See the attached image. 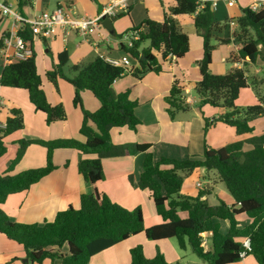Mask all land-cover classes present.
I'll return each instance as SVG.
<instances>
[{
  "label": "trees",
  "instance_id": "obj_1",
  "mask_svg": "<svg viewBox=\"0 0 264 264\" xmlns=\"http://www.w3.org/2000/svg\"><path fill=\"white\" fill-rule=\"evenodd\" d=\"M30 2L18 0L21 13ZM130 10L121 15H127ZM185 15H194V26L203 39V57L198 62L200 80L195 87L196 105L200 110L210 105L223 111L218 118L205 117L204 132L223 122L235 128L238 136L249 137L221 148L210 147L205 141L201 156L156 159L151 144L118 145L113 142L112 129L128 127L135 131L141 123L136 115L138 103L130 98L131 90L118 94L113 85L128 73L141 79L149 72H162L160 60L164 62L170 56H174L176 61L184 58L190 51V38L180 28L176 18ZM2 21L0 16V24ZM234 21L237 29L231 36L223 38L221 34L229 21H217L210 2L200 7L199 0H175L165 13L163 22L147 18L126 31L140 34V39L132 46L120 44L123 53L137 61V66L131 71L108 63L100 55L89 63L70 66L68 52L58 54L57 63L46 75L53 84L63 79L75 88L73 102L83 111L80 133L85 141L74 138L18 141L16 157L0 174V233L22 245L26 256L38 264L54 259L60 260L61 264H89L93 256L141 233L154 242L176 238L181 249L189 246L208 264H234L249 256L254 257L258 264H264V134H255L252 125L253 121L264 116V100L258 97L254 104L247 106L237 103L242 91L250 87V81L252 85L264 83V78L259 80L246 69L259 60L264 63V7L259 11L244 8ZM19 34L33 48L34 37L29 27L23 26ZM122 36L116 35L119 38ZM213 41L217 43L213 44ZM146 43H149L147 47ZM229 44L238 45L239 49L231 53L228 62L241 67H233L225 74H213L214 51ZM5 87L27 91L36 110L46 116L48 125L66 120L64 106H52L48 102L35 53L27 60L14 61L3 68L0 88ZM186 89L182 80L175 78L165 97L171 120L191 108ZM85 90L100 102L98 111L89 112L83 108L80 93ZM24 126L23 111L20 108L11 109L5 125H0V158L8 152L5 139L23 130ZM34 144L46 149L45 166L12 174L28 147ZM246 144L250 150L245 149ZM57 149H76L81 153L78 171L91 184L92 192L81 195L79 209L70 206L58 212L54 221L28 224L11 220L2 206L9 196L29 190L57 168L54 163ZM138 153L144 154V161L137 186L150 192L156 211L163 220L161 224L149 228L145 227L141 207L126 209L98 188L105 178L104 159ZM198 169L216 171L235 204L228 205L221 199L216 205L210 204L206 197L212 191L207 188L200 190L196 197L182 195L185 177ZM181 213H185L186 217H182ZM242 215L252 222L240 228L239 218ZM222 220L230 223L226 234L221 231ZM205 233L211 234L210 250L203 246ZM65 246L68 247L66 255L59 251ZM130 255V264H170L159 249L152 259L145 257L140 245L133 247Z\"/></svg>",
  "mask_w": 264,
  "mask_h": 264
},
{
  "label": "crops",
  "instance_id": "obj_2",
  "mask_svg": "<svg viewBox=\"0 0 264 264\" xmlns=\"http://www.w3.org/2000/svg\"><path fill=\"white\" fill-rule=\"evenodd\" d=\"M106 1L107 0H56L55 5L50 9L48 7L50 3H53L52 0H31V2L24 7L22 14L25 17H30L35 13L46 10L51 11L60 4H64L75 7L79 14L95 17L99 14ZM212 1L216 2V5L213 7L216 20L221 23L229 21V25L221 34V37L227 38L237 29V24L234 19L239 17L242 9L249 7L253 0H235L232 6H229L225 0ZM6 2L13 4L19 10L18 0H6ZM174 3L175 0H135L130 6V12L114 22L116 33L119 31L125 34L132 25H139L147 18L163 22L165 13ZM193 17L194 15H185L176 18L180 28L188 33L190 38V51L184 58L176 61V59L168 57L166 61H162V72L160 73L149 72L141 79L128 73L114 82L113 88L118 94L128 89L131 90L130 98L138 103L136 115L141 121L135 131L128 127H117L112 129V139L115 144H151V151L156 159L161 157L186 159L203 154L206 135H208H205L204 132L205 117H212L216 112L212 110L204 111L205 106L202 110L199 108L196 109L195 106L198 101L197 96L187 97L186 95L187 102L191 105V108L187 112L181 113L191 114L190 116L192 117L191 121H183L180 128H178L168 120V106L165 101V97L169 94L175 78L181 79L187 87L186 94L191 93L192 87L195 90L196 84L200 80L198 62L203 57V39L194 26ZM12 25L13 19L11 17L5 18L2 21L0 24V39L12 28ZM113 37L114 36H111L104 28L101 31L94 30L87 39L77 33H71L67 36L64 31L59 28L56 32V36L52 39H34L33 50L36 57L37 69L42 78L43 88L46 92L48 102L52 106L62 104L67 112V118L66 120L57 121L48 125L46 123V116L42 112L36 110L30 101L27 91L15 88H0V95L4 99V105L0 111V125H5L6 119L13 108H20L23 111L25 123L23 130L5 139L8 152L0 158V174L7 170L11 161L16 157L19 149L18 141L21 139L55 140L74 138L85 141V137L80 133L84 118L83 111L81 107L75 106L73 102L75 88L63 79H59L57 84H53L47 80L46 74L47 71L51 70L57 63L58 54L63 51H67L69 54L70 66L89 63L99 55L113 58L123 57L125 54L120 48L122 41L116 37L113 39ZM238 49L239 46L235 44L224 45L222 49L223 62L226 64L227 71L233 67H241L240 64L233 66L228 62L231 53L238 51ZM261 64L264 63L259 60L256 65L260 66ZM212 66L213 63L211 68ZM4 67L5 63L3 59L0 58V75ZM250 75L253 76L251 73ZM255 77L261 80L260 77ZM256 86L257 85L254 87L250 86L242 91L237 102L238 105H251L258 100V97L261 98L256 91H258L259 94L262 93L264 83H259L258 86ZM249 90H253L257 94V96L255 95L253 97L252 102L244 100L248 92H251ZM253 91L251 94H253ZM80 96L85 110L89 112H96L99 110L100 102L91 92L86 90L81 91ZM205 108L207 109V107ZM5 110H7V113L5 117L1 119L2 111L5 112ZM177 116H179V114ZM217 124L219 126L223 125L222 128L219 129ZM217 124L214 125L216 126L215 131H221L224 135L228 134L230 140L229 142H222V140H220L221 142H219V144H214V146H212L213 148H221L238 139L249 137L238 136L235 128L225 123L218 122ZM245 149L250 150V146L245 147ZM80 157L81 153L76 149H57L54 152V163L57 168L38 183L32 185L29 190L9 196L2 206V209L8 214L11 220L28 224H41L45 221H54L58 212L70 206L79 209L81 195L91 193L93 189L91 184H89L78 171ZM143 161L144 154L142 153L104 159L103 168L105 178L99 183L98 188L100 191L106 193L112 201L122 205L126 209L134 210L141 207L144 214L145 227L149 228L161 224L163 220L156 211L150 192L141 190L137 186L143 170ZM45 164L46 149L40 145L34 144L28 147L24 157L15 167L12 174H17L28 169L44 167ZM206 173L208 178L206 182L203 183L199 178ZM192 177L197 179L196 186L198 192L203 188L212 191V193L206 197L210 204H212L210 197L217 189L221 190V194L218 195V193H216L217 202L221 199L228 205L235 204V200L231 194L229 193L230 195H228L219 187L218 180L213 176L212 171L208 172L206 169H198L191 174V178ZM198 183H201L202 186H198ZM182 191L183 195L196 197V192L188 191L187 187L184 188L182 186ZM146 213L151 216L150 220L146 217ZM181 216L186 217L185 213H181ZM251 222L252 220L246 215H242L239 218V227L243 228ZM220 225L222 233H228L230 223L227 220H222L220 221ZM143 235L144 233L132 236L112 248L93 256L89 264H130V251L133 247L142 245L144 249L146 246L148 250L150 248L148 245L149 243H146L147 241L142 237ZM210 235L209 233L203 235V246L206 250L212 248ZM12 242L14 243L15 241L8 239L5 235L0 233V250L11 248L10 251L13 252L14 246ZM158 242H161V244L159 245ZM158 242L156 244L160 247L168 263L171 264L163 250L166 244L173 250L177 259L175 262L179 261L178 259H180L182 255H180L181 253L177 248L174 249L171 241L163 240ZM15 244L25 251L22 245L17 242ZM157 247L154 251L155 255L158 252ZM188 247L189 246L181 250L186 252ZM189 249L191 250L190 247ZM5 251L1 250L0 254L9 253L8 250ZM148 255L150 256L151 254ZM250 257L252 256L234 264H258L254 257H252L253 259ZM189 263L208 264L206 262L200 263L196 260H190Z\"/></svg>",
  "mask_w": 264,
  "mask_h": 264
},
{
  "label": "built area",
  "instance_id": "obj_3",
  "mask_svg": "<svg viewBox=\"0 0 264 264\" xmlns=\"http://www.w3.org/2000/svg\"><path fill=\"white\" fill-rule=\"evenodd\" d=\"M135 0H107L99 14L95 17L79 14L73 6L60 4L51 11H42L35 13L30 17H25L19 10L6 0H0V16L4 20L11 17L13 19L12 28L2 36V46L0 48V58L3 59L5 66L14 61L27 60L33 56L34 50L30 44L19 33L23 26H28L34 39H52L56 36L60 28L65 35L77 33L87 39L94 30L103 29L102 21L106 17L121 14L128 11L132 2ZM229 6L235 3V0H225ZM210 2L212 7L216 5L215 1L199 0L200 7L204 3ZM264 7V0H253L249 8L253 11H259ZM140 39L139 32H129L123 34L120 38L122 43L132 46L134 41ZM97 46V45H96ZM105 60L117 67H123L131 71L133 65L130 56L125 54L121 58L103 56ZM175 59L174 56H170ZM4 105V99L0 95V108ZM198 186H202L198 183ZM204 238V237H203Z\"/></svg>",
  "mask_w": 264,
  "mask_h": 264
},
{
  "label": "rangeland",
  "instance_id": "obj_4",
  "mask_svg": "<svg viewBox=\"0 0 264 264\" xmlns=\"http://www.w3.org/2000/svg\"><path fill=\"white\" fill-rule=\"evenodd\" d=\"M52 2L53 3H50V6L48 7L50 9L53 8V6L55 5L56 0H52ZM117 34L122 36L124 33L118 31ZM116 38L120 39L119 37H116ZM113 39H114V37H113ZM216 43L217 42L213 41V44H216ZM148 45H149V43H146L145 47H147ZM223 48H224V46L222 45V46L217 47V49L214 51L213 66L211 68V72L213 74H225V73L228 72L227 69H226V64L223 62V51H222ZM130 60H131V63H132L133 66H137V61L136 60H133L131 57H130ZM160 62L162 63L161 60H160ZM246 69L248 70V73H251L253 76H258L261 79L264 78V64H261L260 66H258V65H250V66H247ZM46 78H47L48 81H50L48 79L47 75H46ZM258 84H257V86H258ZM250 86L254 87L255 85H252V83L250 81ZM261 86H263V85H261ZM249 91H251V90H249ZM252 91L248 92V94L244 97L245 101L252 102L253 97L255 95L257 96V94H258V96H260L264 100V89H262V93H260V94H259L258 91H256L257 94H256L255 91H253V94H251ZM186 95H187V97H196V92H195L194 88L192 87L191 88V93H187ZM249 104H251V103H249ZM205 107H207V109ZM205 107H204V111L212 110V111L216 112L215 115H212V117H209L210 119L213 118V117L218 118L223 113L222 109H220V108H212L210 106H205ZM195 108L198 109V106L196 105ZM3 111H2V114H1L2 115L1 119H2V117L4 118L6 113H7V110H5V112H3ZM190 115L191 114L179 113V116H177V118L175 120H171L169 117H168V120L170 121V123L175 124L176 125L175 127L180 128V125H181V123L183 121H187V120L191 121V117L192 116H190ZM252 125L255 128V134H264V116L256 119L255 121H253ZM222 126H219V129L222 128ZM215 127L216 126L211 127L208 130V132H210V133H208V132L205 133V135L208 134V135H206V139L205 140H206V142L208 143V145L210 147L214 146V144H219V142H221L220 140H222V142H229V140H230L228 134L224 135V133H222L221 131H217L216 132L215 131V129H216ZM230 129H233V128H230ZM249 135H251V134H249ZM247 146L248 145L246 144L245 147H247ZM197 156H201V155H197ZM192 157H194V156H192ZM212 174H213V176H215L217 178L219 187L222 190H224L225 193L230 195L228 190L226 189V186L224 185V183H222L219 180V176H218L217 172L216 171H212ZM207 178L208 177H207V173H206L202 177H200L199 180L204 183V182H206ZM196 181H197V179L194 178V177L191 178V175L186 176L185 180H184L183 187L184 188L187 187L188 191H193L194 193L196 192L195 195L197 196L199 192L197 190ZM220 191H221L220 189H217V191L213 192V194L211 195L210 198H211L212 205L218 204V202L216 201V193H218V195H219V194H221ZM181 194L183 195V191L182 190H181ZM146 217L148 218V220H150V218H151V216H149L148 213H146ZM142 237H144V239L147 241L146 243H149L148 245L150 246L149 250H148L147 246L145 247V249L142 247L143 251H144V254H145V257L147 259L154 258L155 257L154 251H155V248L158 246L156 244L157 242H154V241H151V240L147 239L145 234ZM168 241H171V243L174 246V249L177 248L180 251V253H181L180 255H182L181 258L178 259L179 261L175 262V260H177V259H176L175 255H174L173 250L171 249V247L168 244H166V245L164 244L166 246V247L165 246L163 247L164 253L166 254V257L171 262V264H190L189 263L190 260H196V261H199L200 263H205L201 258H199L195 253H193L192 250L189 249V247H188L186 252L182 251L183 249L181 250V248L179 247L178 240L176 238L168 239ZM15 243L16 242L13 243V246H14V251L13 252L10 251L11 248L1 249V250H4V251L8 250L9 253L0 254V264H38V263L32 262L31 259H29L26 256L25 251L22 248H20L19 246H17ZM158 243H159V245L161 244V242H158ZM140 246H142V245H140ZM157 248L160 250L159 246ZM1 250H0V252H1ZM59 251H60L61 254L66 255L67 252H68V247L65 246V247L61 248ZM148 254H151V255L149 256ZM250 258L253 259L252 257H250ZM42 264H61V261L58 260V259L45 260Z\"/></svg>",
  "mask_w": 264,
  "mask_h": 264
},
{
  "label": "water",
  "instance_id": "obj_5",
  "mask_svg": "<svg viewBox=\"0 0 264 264\" xmlns=\"http://www.w3.org/2000/svg\"><path fill=\"white\" fill-rule=\"evenodd\" d=\"M122 15L121 14H117V15H113L110 17H106L103 21H102V26L103 28L111 35L116 37L117 33H116V29L114 27V22H116L119 18H121Z\"/></svg>",
  "mask_w": 264,
  "mask_h": 264
}]
</instances>
